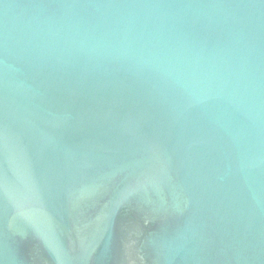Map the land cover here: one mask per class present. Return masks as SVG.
Returning <instances> with one entry per match:
<instances>
[{"label": "water", "instance_id": "95a60500", "mask_svg": "<svg viewBox=\"0 0 264 264\" xmlns=\"http://www.w3.org/2000/svg\"><path fill=\"white\" fill-rule=\"evenodd\" d=\"M17 2L48 19L99 0ZM21 68L0 82V264H264V174L230 124L122 71Z\"/></svg>", "mask_w": 264, "mask_h": 264}, {"label": "clouds", "instance_id": "9594fccd", "mask_svg": "<svg viewBox=\"0 0 264 264\" xmlns=\"http://www.w3.org/2000/svg\"><path fill=\"white\" fill-rule=\"evenodd\" d=\"M72 8L74 6H66ZM43 19L0 0V82L23 68L122 71L174 116L199 112L235 136L228 148L264 174V0H99ZM264 214V205L255 209Z\"/></svg>", "mask_w": 264, "mask_h": 264}]
</instances>
